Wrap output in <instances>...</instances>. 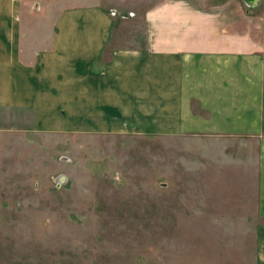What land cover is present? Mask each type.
Masks as SVG:
<instances>
[{
	"label": "crops",
	"instance_id": "0c3cea01",
	"mask_svg": "<svg viewBox=\"0 0 264 264\" xmlns=\"http://www.w3.org/2000/svg\"><path fill=\"white\" fill-rule=\"evenodd\" d=\"M126 1L0 0V171L29 167L32 133L165 139L264 264V0L156 1L149 41L115 44Z\"/></svg>",
	"mask_w": 264,
	"mask_h": 264
},
{
	"label": "rangeland",
	"instance_id": "374dc122",
	"mask_svg": "<svg viewBox=\"0 0 264 264\" xmlns=\"http://www.w3.org/2000/svg\"><path fill=\"white\" fill-rule=\"evenodd\" d=\"M156 1L112 8V41H149L136 12ZM182 152L126 132L32 133L29 167L0 171V264H244L239 226L215 223L217 194Z\"/></svg>",
	"mask_w": 264,
	"mask_h": 264
},
{
	"label": "water",
	"instance_id": "95a60500",
	"mask_svg": "<svg viewBox=\"0 0 264 264\" xmlns=\"http://www.w3.org/2000/svg\"><path fill=\"white\" fill-rule=\"evenodd\" d=\"M250 7L255 6L257 4V0H243Z\"/></svg>",
	"mask_w": 264,
	"mask_h": 264
},
{
	"label": "built area",
	"instance_id": "2783aa9c",
	"mask_svg": "<svg viewBox=\"0 0 264 264\" xmlns=\"http://www.w3.org/2000/svg\"><path fill=\"white\" fill-rule=\"evenodd\" d=\"M113 15H115V14H113Z\"/></svg>",
	"mask_w": 264,
	"mask_h": 264
}]
</instances>
